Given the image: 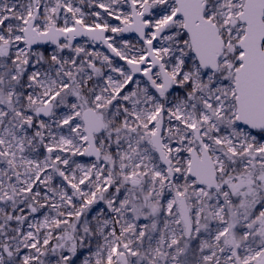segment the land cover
<instances>
[{
    "label": "snow or ice",
    "instance_id": "obj_1",
    "mask_svg": "<svg viewBox=\"0 0 264 264\" xmlns=\"http://www.w3.org/2000/svg\"><path fill=\"white\" fill-rule=\"evenodd\" d=\"M0 264H264V0H0Z\"/></svg>",
    "mask_w": 264,
    "mask_h": 264
}]
</instances>
